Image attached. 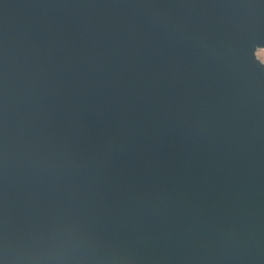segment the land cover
<instances>
[{"label": "water", "instance_id": "95a60500", "mask_svg": "<svg viewBox=\"0 0 264 264\" xmlns=\"http://www.w3.org/2000/svg\"><path fill=\"white\" fill-rule=\"evenodd\" d=\"M264 0H0V264H264Z\"/></svg>", "mask_w": 264, "mask_h": 264}, {"label": "rangeland", "instance_id": "374dc122", "mask_svg": "<svg viewBox=\"0 0 264 264\" xmlns=\"http://www.w3.org/2000/svg\"><path fill=\"white\" fill-rule=\"evenodd\" d=\"M258 56L264 62V50H259Z\"/></svg>", "mask_w": 264, "mask_h": 264}]
</instances>
